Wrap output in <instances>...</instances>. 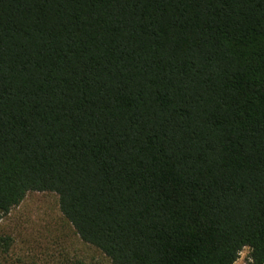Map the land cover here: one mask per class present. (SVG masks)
I'll list each match as a JSON object with an SVG mask.
<instances>
[{"label":"trees","instance_id":"obj_1","mask_svg":"<svg viewBox=\"0 0 264 264\" xmlns=\"http://www.w3.org/2000/svg\"><path fill=\"white\" fill-rule=\"evenodd\" d=\"M30 192L110 264H264V0H0V221Z\"/></svg>","mask_w":264,"mask_h":264},{"label":"rangeland","instance_id":"obj_2","mask_svg":"<svg viewBox=\"0 0 264 264\" xmlns=\"http://www.w3.org/2000/svg\"><path fill=\"white\" fill-rule=\"evenodd\" d=\"M0 264H110L84 243L52 192H30L0 221ZM235 264H249L245 249Z\"/></svg>","mask_w":264,"mask_h":264}]
</instances>
